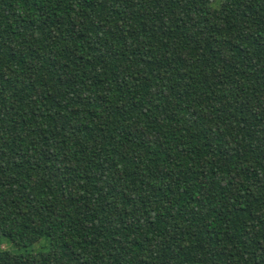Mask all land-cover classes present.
I'll use <instances>...</instances> for the list:
<instances>
[{
	"label": "trees",
	"instance_id": "obj_1",
	"mask_svg": "<svg viewBox=\"0 0 264 264\" xmlns=\"http://www.w3.org/2000/svg\"><path fill=\"white\" fill-rule=\"evenodd\" d=\"M213 1L0 0V264H264V0Z\"/></svg>",
	"mask_w": 264,
	"mask_h": 264
},
{
	"label": "rangeland",
	"instance_id": "obj_2",
	"mask_svg": "<svg viewBox=\"0 0 264 264\" xmlns=\"http://www.w3.org/2000/svg\"><path fill=\"white\" fill-rule=\"evenodd\" d=\"M221 0H214L211 3V7L216 8L219 6ZM40 248V244H35L32 249L34 251L38 250ZM1 250H5V251H10V252H20V250L18 251L17 248H15L12 244H10L8 241L4 240V239H0V251ZM31 264V263H29Z\"/></svg>",
	"mask_w": 264,
	"mask_h": 264
}]
</instances>
